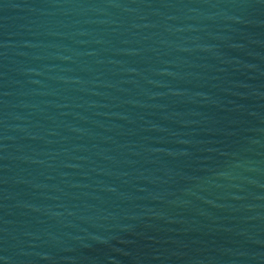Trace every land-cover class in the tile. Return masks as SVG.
I'll return each instance as SVG.
<instances>
[{"label":"water","instance_id":"1","mask_svg":"<svg viewBox=\"0 0 264 264\" xmlns=\"http://www.w3.org/2000/svg\"><path fill=\"white\" fill-rule=\"evenodd\" d=\"M0 264H264V0H0Z\"/></svg>","mask_w":264,"mask_h":264}]
</instances>
